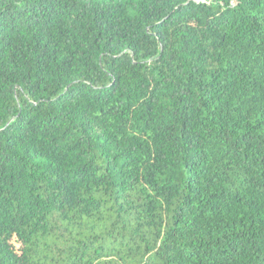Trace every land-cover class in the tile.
I'll return each mask as SVG.
<instances>
[{
  "label": "trees",
  "instance_id": "trees-1",
  "mask_svg": "<svg viewBox=\"0 0 264 264\" xmlns=\"http://www.w3.org/2000/svg\"><path fill=\"white\" fill-rule=\"evenodd\" d=\"M0 264H264V0H0Z\"/></svg>",
  "mask_w": 264,
  "mask_h": 264
},
{
  "label": "water",
  "instance_id": "water-1",
  "mask_svg": "<svg viewBox=\"0 0 264 264\" xmlns=\"http://www.w3.org/2000/svg\"><path fill=\"white\" fill-rule=\"evenodd\" d=\"M208 1V0H207Z\"/></svg>",
  "mask_w": 264,
  "mask_h": 264
}]
</instances>
